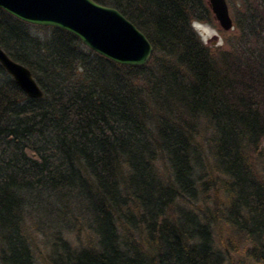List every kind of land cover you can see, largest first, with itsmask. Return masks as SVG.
<instances>
[{"label": "trees", "instance_id": "16d2710c", "mask_svg": "<svg viewBox=\"0 0 264 264\" xmlns=\"http://www.w3.org/2000/svg\"><path fill=\"white\" fill-rule=\"evenodd\" d=\"M94 1L147 37L146 65L0 9V48L43 93L0 66V264H264V0L218 54L192 27L204 0Z\"/></svg>", "mask_w": 264, "mask_h": 264}, {"label": "water", "instance_id": "95a60500", "mask_svg": "<svg viewBox=\"0 0 264 264\" xmlns=\"http://www.w3.org/2000/svg\"><path fill=\"white\" fill-rule=\"evenodd\" d=\"M209 6L220 28L233 30L226 1L209 0ZM0 9L23 23L70 33L86 48L117 65L144 66L153 53L151 43L137 27L118 10L94 0H0ZM0 66L27 97L42 98L31 72L1 48Z\"/></svg>", "mask_w": 264, "mask_h": 264}, {"label": "rangeland", "instance_id": "374dc122", "mask_svg": "<svg viewBox=\"0 0 264 264\" xmlns=\"http://www.w3.org/2000/svg\"><path fill=\"white\" fill-rule=\"evenodd\" d=\"M204 1L207 3L208 8L210 9L209 0H204ZM225 1L235 30V26L241 21L242 15L246 12L247 5H250V3L253 2L252 0H225ZM193 29L195 30L197 36L200 38L202 43L208 48H210V50L214 54H218L223 50H231V44L234 43V40L236 39V37L233 36L234 30L228 32L223 31L213 15L210 22H205V23L199 22V24L198 22L194 23ZM195 125H196L195 129L198 133V140L202 141V146L204 145L203 149L206 151L205 144L209 140V137L212 133V129L207 125L206 122L201 120L195 122ZM32 218L33 215L25 218L26 227L27 229H29L28 230L29 233H31L32 237L34 238V243L39 248L40 253L39 252L38 253L40 254L41 257H44L47 252L45 247L43 246L44 236L42 235V233L40 234L36 232L35 223H37V221L36 220L34 221V219ZM81 236L83 237L84 240H79L78 237H76L72 233L68 237L65 236L64 237L67 238L70 241V243L73 244V246L79 247V245L80 246L85 245L87 240L88 241L90 240L89 234H86V232H84V234H82ZM223 264H227V263H223Z\"/></svg>", "mask_w": 264, "mask_h": 264}]
</instances>
